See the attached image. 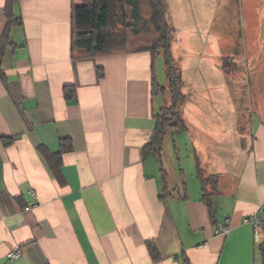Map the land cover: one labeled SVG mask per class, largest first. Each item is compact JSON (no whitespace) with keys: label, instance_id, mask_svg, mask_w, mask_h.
<instances>
[{"label":"crops","instance_id":"1","mask_svg":"<svg viewBox=\"0 0 264 264\" xmlns=\"http://www.w3.org/2000/svg\"><path fill=\"white\" fill-rule=\"evenodd\" d=\"M260 12L252 26L263 32L264 2ZM13 13L21 24L10 28L13 46L0 62V264H182L183 256L189 264L256 263L264 232L256 239L244 218L264 207V99L255 103L247 147L220 146L226 81L238 89L245 78L236 60L240 50L206 54L211 66L198 78L199 66L183 78L171 44L186 95L180 113L187 130L165 135L164 181L155 154L143 152L153 114L166 99L152 94V82L166 84L162 60L148 51L73 58L71 0H18ZM254 37L258 58L251 66L264 90V39ZM68 85L75 89L69 98ZM177 133L192 144L186 170L180 148H165ZM63 138L72 149L60 155L57 178L50 164ZM195 156L205 175L218 177L213 219L201 200ZM222 225L228 231L215 234ZM146 240L154 242L159 260L150 257ZM14 249L21 255L8 258Z\"/></svg>","mask_w":264,"mask_h":264},{"label":"trees","instance_id":"2","mask_svg":"<svg viewBox=\"0 0 264 264\" xmlns=\"http://www.w3.org/2000/svg\"><path fill=\"white\" fill-rule=\"evenodd\" d=\"M18 0H6L4 15L6 24L0 37V62L8 47L13 46L9 38L12 26L21 24V18L13 13V5ZM166 0H71L70 52L73 58L94 57L105 54L148 51L152 58L161 54L164 60L166 84L160 86L152 82V94L168 95L160 110L153 114L154 127L143 147L144 154L153 152L160 164L162 178L165 171L161 167V149L165 135L169 131L187 130V124L181 116L180 107L185 101L183 80L176 59L171 50L173 29L167 20ZM225 63L223 62V65ZM103 76L101 68L97 69ZM0 77L2 71L0 70ZM75 92L72 85L64 87V95L69 98ZM12 139L4 140L9 143ZM72 149L69 139L60 140V149L54 155L56 159L50 167L59 178L60 155ZM41 153L48 158L45 150ZM196 176L201 186V200L206 205L211 219L214 218L212 196L217 191L218 177L205 175L195 156ZM165 186L163 192H165ZM161 197H165L162 194ZM262 230L264 232V207H262ZM146 247L152 260L160 259V254L152 240H146ZM258 260L254 264H264V238L257 243ZM182 264H189L183 256Z\"/></svg>","mask_w":264,"mask_h":264},{"label":"rangeland","instance_id":"3","mask_svg":"<svg viewBox=\"0 0 264 264\" xmlns=\"http://www.w3.org/2000/svg\"><path fill=\"white\" fill-rule=\"evenodd\" d=\"M166 2L167 20L173 29L172 50L177 59L180 57L178 63L183 69V78L189 77L191 71L194 72L192 68L196 66H199L197 78L204 68L211 66L206 54L213 52L215 55L221 52L233 54L235 50H240L236 60H240L239 73L245 78L238 89H234L231 82L226 81V94L221 95L224 101L220 111L223 115L220 146L246 148L250 143L251 118L253 121L256 120L255 103L264 99V90L258 88L260 74L253 72L251 66L252 60L258 58L256 56L258 40L256 41L254 36L264 39V30L262 32L255 24L252 26V18L261 17L260 9L264 0H166ZM263 52L262 49L261 56ZM157 59H161L164 64L161 54L157 55ZM199 82L200 80L196 83ZM199 91L197 90L201 95ZM198 98L201 105L208 108L203 98L201 96ZM203 119L204 117L200 119L202 124ZM174 137L171 136L165 141V148H180L178 156L186 170L188 164L190 167L193 163V156L190 153L192 144L186 133H177ZM211 139H214L213 136ZM184 148L188 150L185 151ZM169 153L170 158L174 159L172 149Z\"/></svg>","mask_w":264,"mask_h":264},{"label":"built area","instance_id":"4","mask_svg":"<svg viewBox=\"0 0 264 264\" xmlns=\"http://www.w3.org/2000/svg\"><path fill=\"white\" fill-rule=\"evenodd\" d=\"M262 217H263L262 216V208H260L258 216L253 217V218H250V217L244 218L245 222L250 221L252 223L256 239H259V230L262 229V219H263ZM227 231H228L227 225H222V226L216 227L214 229L215 234H225ZM20 255H21V252L19 249L10 250L7 253L8 258H16V257H19Z\"/></svg>","mask_w":264,"mask_h":264}]
</instances>
